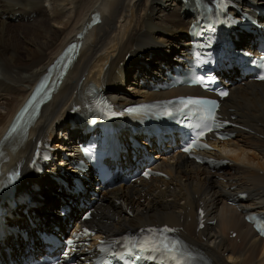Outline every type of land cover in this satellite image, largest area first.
<instances>
[{"label":"bare ground","instance_id":"bare-ground-1","mask_svg":"<svg viewBox=\"0 0 264 264\" xmlns=\"http://www.w3.org/2000/svg\"><path fill=\"white\" fill-rule=\"evenodd\" d=\"M234 1L246 12L264 8V0ZM96 12L102 14V24L89 29L81 40L80 57L52 101L43 108L25 142L6 149V169L27 166L37 142L44 141L47 133L58 126L65 131L56 143L58 150L73 148V141L83 136L85 127L72 128L70 114L92 85L118 98L122 107L185 95L181 91H147L151 83L163 76L165 67L176 65L177 57L186 54L189 23L182 15L189 16V12H184L179 0H0V147L35 82L63 48L84 31ZM33 14L42 15L36 27L24 22L21 25L34 31L19 34L13 19L24 20ZM237 18L241 15L237 14ZM263 19L258 17L264 26ZM231 37L241 48L257 36L241 34L235 28ZM235 77L241 78L237 73ZM131 90L134 94L129 96ZM222 112L235 119L241 129H232L233 138L216 143V151L210 157L228 160L229 165L212 170L194 164L180 152L166 155L155 152V159L161 160L157 169L167 173V178L141 180L101 192L94 178L88 176L84 180L86 188L99 197L94 218L86 223L79 222L77 206L63 222L60 208L65 205L69 190L58 176L62 169L69 168L63 167L64 154L55 152V160L46 173L40 178L32 176L35 183L32 203L19 205L7 214L31 238L26 243L21 234L7 230L0 236L4 238L0 241V259H16L24 252L25 244L36 247V229L47 227L52 221L58 223L61 231L77 232L82 226H92L97 239L121 235L128 229L168 224L180 230L213 264H264V241L245 221L250 212L264 213V83L237 81L223 103ZM62 120L67 124H62ZM124 134L123 144L127 145L128 134ZM67 135L69 141L65 140ZM154 150L161 147L154 146ZM61 178L67 180L69 176ZM244 193L247 199L234 205ZM200 208L206 213V226L202 230L198 229ZM209 221L216 224L208 226Z\"/></svg>","mask_w":264,"mask_h":264},{"label":"snow or ice","instance_id":"snow-or-ice-1","mask_svg":"<svg viewBox=\"0 0 264 264\" xmlns=\"http://www.w3.org/2000/svg\"><path fill=\"white\" fill-rule=\"evenodd\" d=\"M219 3H223L224 0H218ZM264 78V77H262ZM224 95H227V93H224ZM181 103H185L184 101H181ZM187 103H191V104H204V105H208V119H209V124L205 125L206 128H208L209 131H214L215 129H213L210 124L212 121L215 120V107L216 105L214 104V102L212 101H201V100H189L187 101ZM219 126H217L218 128ZM204 135V129L203 128H198L197 130V136L192 138L191 141L188 143L187 147L184 148V151L186 152H190L191 148L195 145V146H199V147H207V145H203V144H198V140L200 137H202ZM221 138H223L221 136ZM148 231H152V229H149ZM156 231H162V232H169L172 231L171 229H163V230H156ZM141 250L144 251H148V252H155L157 254H167L168 257L170 259H172L173 261H176L177 264H179V253L177 252V250L175 249V247L173 246L171 241L165 242L164 240H161L159 242V244H156L154 246H151L149 248H144L142 245L140 246ZM174 252H177L176 255H173ZM112 255H117V253L112 252ZM135 249H133L132 252L129 253V255H135Z\"/></svg>","mask_w":264,"mask_h":264},{"label":"rangeland","instance_id":"rangeland-1","mask_svg":"<svg viewBox=\"0 0 264 264\" xmlns=\"http://www.w3.org/2000/svg\"><path fill=\"white\" fill-rule=\"evenodd\" d=\"M161 10L160 11H162L164 8H160ZM160 14H162V13H158L157 14V16H159L160 17ZM39 14H33L31 17H30V22H29V20H27L28 18H25V21H23L22 19L19 21V22H13L14 24H13V26H15L14 27V29H16L17 31H19V34H22V32L23 33H26L27 31H30L31 33L34 31V28H32V29H25V28H23L22 27V25H21V23H30V24H33V25H35L34 27H36V25H38V21H40L41 19H42V15H39ZM159 20V19H158ZM30 36H32V35H30ZM30 39H32V37H29ZM26 40V39H25ZM171 46H173V42L171 43ZM175 48V47H174ZM172 49V48H171ZM134 94V92H133V90H131L130 91V93H128V95L129 96H132ZM60 138H58L57 140H55L56 141V143L58 142V141H60L59 140ZM55 146H57L56 144H55ZM255 153L254 151H252L251 150V153Z\"/></svg>","mask_w":264,"mask_h":264}]
</instances>
